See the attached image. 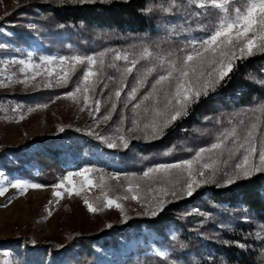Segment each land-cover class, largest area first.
<instances>
[{
  "label": "trees",
  "instance_id": "trees-1",
  "mask_svg": "<svg viewBox=\"0 0 264 264\" xmlns=\"http://www.w3.org/2000/svg\"><path fill=\"white\" fill-rule=\"evenodd\" d=\"M246 2L233 0V8L243 10ZM179 3L181 0H104L84 4L79 0H65L63 4L60 0H32L19 3L0 15L1 57L26 54L24 48L37 43L41 44L38 52L64 56H98L104 52L103 67L99 65V58L93 67L97 76L91 79L98 83L94 92L89 91V97L93 105L96 99L100 100L97 115L101 119L109 114L112 102L117 103V108L111 120L105 121L94 133L113 139L123 134L130 141L127 150H112L89 135V129L62 124L63 133L46 132L25 144L1 148V165L9 172L17 171L48 184L55 183L59 174L76 164L92 169L97 179L120 172L140 185L137 192L147 206L138 211L125 210L121 219H110L97 228L72 230L65 239H36L25 235L0 237V245H12L18 252H24L29 264H35L46 252L52 253L57 260L63 259L66 264H111L106 262L105 252L99 251L97 244L110 243L121 250L122 245L132 240H136L134 247L127 249L126 256L121 254L115 264H264V172H253L246 177L234 167L238 160H229L227 167L220 165L228 174L224 178L216 177L220 187L209 183L191 197L181 191L185 187L183 184L153 182L142 176L147 168L156 164L192 158L200 147L216 142L215 138L224 128L239 125L240 121L249 125L256 123L260 138L264 139V54L237 60L235 71L217 91L194 104L189 115L169 127L161 138L135 139L143 137L144 133L127 130L134 118L132 104L150 87L146 85L145 89H140L137 100L125 108L123 102L127 92L146 68L155 66L159 70V65L150 58L139 60L133 73L126 76L121 85L123 70L132 65L114 60L115 54H127L129 60L138 59L145 47L154 54L158 51L165 55L169 51L179 54L191 37L203 34L200 28L218 22V16L197 15L196 10L186 4L184 10H177L175 5ZM70 64L71 61L66 65L70 77L67 87L45 85L31 91L1 93L0 98L26 105L49 102L77 86L83 88L86 65L73 69ZM112 64L115 67L109 66ZM155 75L149 76V82ZM121 88L122 95L116 100L115 91ZM142 108L135 116L140 128L149 122L143 118ZM65 140H68L65 149L58 146L30 149L35 143L57 144ZM220 159H227V153ZM252 162L260 166L259 151ZM35 166H39V173ZM209 175L207 171L201 181ZM228 178H232L233 183L226 184ZM174 191L175 196L172 195ZM106 192L120 199L122 194L128 193L125 185H110ZM157 198L164 201L163 211L151 217L150 207ZM103 206L104 197L101 196L97 207ZM125 216L130 218L126 223L123 222ZM33 240L37 247H33ZM61 245L65 247L59 248ZM160 250L169 253L167 261L156 256Z\"/></svg>",
  "mask_w": 264,
  "mask_h": 264
},
{
  "label": "snow or ice",
  "instance_id": "snow-or-ice-1",
  "mask_svg": "<svg viewBox=\"0 0 264 264\" xmlns=\"http://www.w3.org/2000/svg\"><path fill=\"white\" fill-rule=\"evenodd\" d=\"M65 0H60L63 4ZM75 2V0H71ZM104 2V0H79L80 4ZM189 5L196 10L197 15L218 16V22L199 30L203 33L200 36L191 37L185 46L179 50V54L174 52H150L147 47L143 49L138 59H128L127 54L116 53L114 60L124 61L126 64H131L132 67H127L123 70L120 83L123 85L124 78L133 73V70L139 60L151 59L153 62H158L157 67L146 68L142 75L138 76L136 84L127 92V99L123 102V106L127 108L129 103L137 100V94L140 89H145L146 85L150 90H146L140 97L139 101L133 103L131 111L134 118L131 120V127L127 130L140 131L144 133L143 137L137 136L135 139H159L165 131L174 123L187 117L189 110L194 104L200 102L202 98H207L217 91L218 86L237 67L236 61L246 60L258 54H264V0H247L243 10L240 7L233 8V0H181V3L176 4L177 10H184V5ZM150 11V10H149ZM164 11H169L165 9ZM60 27H63L61 25ZM2 34V33H0ZM31 56V53L28 54ZM105 56L104 52L92 55L73 54L71 56L61 55L59 57L47 55L40 58L39 63H32L30 60L26 63L25 59L16 60L13 57V62H18L24 68L30 69L33 75H25L24 83H31L36 76L45 73L48 78L59 75L55 85L49 80L48 86L67 87L70 77L64 71V66L69 64L75 68L77 65H86L82 83L83 88L77 86L74 91L64 93L65 96L76 99V92L82 93V99L85 106L89 103V91H95L97 80L91 78L96 77L97 73L93 71V67L99 65L103 67ZM173 56L175 58L173 59ZM54 62L59 67V73L53 67ZM115 67V64L109 65ZM137 71H139L137 69ZM156 73L152 82H149V76ZM111 79V77H109ZM108 87L107 84L104 85ZM123 88L115 91V98L119 100L122 95ZM59 97H57L58 99ZM147 102V103H146ZM107 103V101H106ZM143 105V108H142ZM46 107V105H44ZM117 108V103H111L109 114L103 116L104 121H109L112 118V112ZM142 108L143 118L149 120L148 123L140 128L137 123L136 115H139L138 110ZM31 110V109H29ZM83 110V109H81ZM93 113L100 112V100L94 101ZM23 119V117H21ZM122 122L124 117L121 118ZM220 123V121H217ZM231 124L232 121H229ZM60 133L65 131L61 126L58 130ZM119 131V130H118ZM260 130L256 123L245 124L243 121L239 125H233L230 128H224L223 131L215 138L216 142L211 143L207 147H200L195 151V155L190 159H183L173 163L156 164L153 167L147 168L142 176L153 182L183 184L185 187L181 191L186 193L187 197H191L195 191L209 183L216 184V177L224 178L228 176L227 172L220 167L223 164L228 165L229 160H238L234 164L235 169L240 170L246 177L251 176L253 172H264V139L260 138ZM89 135L103 142L108 149L112 150H127L130 146V141L125 135L120 134L117 138L106 137L102 134L90 131ZM259 145V149H258ZM259 151L260 166H257L253 161V157ZM227 153V159L221 160L220 157ZM207 154V155H206ZM201 161H207L201 163ZM209 171L210 175L203 181L197 179L205 177V171ZM3 174L0 173V176ZM92 169L81 168L76 172H69L58 184L56 189L63 191H54L53 195L61 198L66 192L69 196L75 194L80 195L82 192L91 189L92 187H104L108 185L104 181V177L100 176V183H96L92 178ZM121 173H114L111 179L118 180ZM133 176L136 174L133 173ZM79 178L77 182L76 178ZM66 182V183H65ZM233 183L232 178H228L226 184ZM11 187L17 189L40 188L37 183H28L20 179L15 180ZM140 185H132L129 183L127 192L131 193L130 198L134 201L141 202V197L137 194ZM111 190V189H109ZM7 189L0 186V195H4ZM160 191H164L160 189ZM172 195H176L175 191ZM123 199H129L128 195L123 196ZM120 198H111L107 195L104 197V206L111 208L116 207L124 212L123 205L119 202ZM89 212H97L98 208L94 206L88 199L84 200ZM164 201L156 199L154 206L150 207L151 217H156L163 211ZM129 217H124L123 222H127ZM111 227V224L108 225ZM227 243V242H225ZM33 247H37L35 241H32ZM239 247H245L243 244H237ZM65 246L61 245L59 248ZM59 250V249H57ZM4 255H8L5 251ZM156 256L167 261L169 253L164 250L156 252ZM3 264H9L4 261ZM35 264H66L63 259L57 260L52 253L46 252L44 256L35 261ZM175 264V262H173Z\"/></svg>",
  "mask_w": 264,
  "mask_h": 264
},
{
  "label": "rangeland",
  "instance_id": "rangeland-1",
  "mask_svg": "<svg viewBox=\"0 0 264 264\" xmlns=\"http://www.w3.org/2000/svg\"><path fill=\"white\" fill-rule=\"evenodd\" d=\"M29 1L32 0H0V15L19 3ZM40 46L41 44L37 43L32 47H25L24 49H27V53L23 55L21 53H12L3 57L0 56V94L13 91H31L40 86H48L49 80H51L52 84L55 83L59 75L54 74L53 77L48 78L45 73H42L40 76H36L31 83L26 84L23 82L25 75H33V73L18 62H13V57L17 61L25 59L26 63L29 60L32 63H39L42 56H61L56 53L38 52ZM29 53H31V56L28 55ZM53 67L59 73V67L56 62H54ZM64 71L68 72L66 65L64 66ZM59 74L62 75L63 73ZM75 95V100L61 94L57 96L59 97L58 99L56 97L49 102H35L26 105L14 100L8 101L0 98V149L10 144H25L32 137L43 135L46 132H56L62 124L83 127L93 132L98 131L105 121L99 118L97 113H93L94 105L90 97L88 105L85 106L82 93L76 92ZM67 143L68 140L57 144L35 143L30 149H43L50 146H58L65 149ZM66 153H68L67 150ZM27 165L31 164L27 163ZM81 168H86V166L81 164L73 165L67 172L59 174V178L55 183L48 184L34 178L22 176L17 171L9 172L0 163V173L3 174L0 176V186L7 189L4 195H0V237L25 235L36 239L44 237L65 239L72 230L97 228L107 224L110 219H121L125 210L138 211L147 208L142 200L141 202L132 200L130 198L131 193L122 194V198L119 200L124 208L123 213L116 207H97L98 198L101 196L105 197L107 195L111 198H118L106 192L110 185H125L127 190L129 183L133 186L137 184L134 181H130V178L122 173L118 180L111 179L112 174L120 172H113L110 177L104 178L105 183L108 185L107 188L92 187L80 195L73 194L69 196L65 192L61 198L55 197L53 192L57 190L63 191V189H56L54 186L69 172H76ZM35 171L38 173L41 171L39 166H35ZM206 174L207 170L205 171ZM92 178L96 183H100L94 174ZM203 178L197 176L199 180ZM17 179L28 183H37L41 187H29L24 190L11 187V184ZM76 179L79 182V178L77 177ZM137 194L139 193L137 192ZM125 195H128L129 199H123ZM85 199L92 202L98 208V211L95 213L89 212L84 203ZM135 243L136 240H132L129 244L122 245L121 250H117L110 243L102 245V242H100L97 244V248L99 251L105 252L107 263L115 264L119 256L121 254L126 256L127 249H132ZM5 251L8 252V255L3 254ZM4 261H8L9 264H29L26 254L18 252L12 245H0V264H3Z\"/></svg>",
  "mask_w": 264,
  "mask_h": 264
}]
</instances>
